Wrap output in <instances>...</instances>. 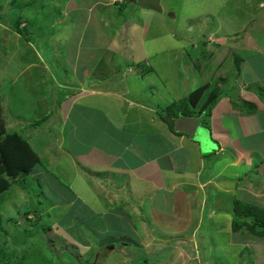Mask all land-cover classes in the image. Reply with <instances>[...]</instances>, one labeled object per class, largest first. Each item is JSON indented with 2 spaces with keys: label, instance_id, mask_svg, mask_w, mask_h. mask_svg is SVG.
I'll return each mask as SVG.
<instances>
[{
  "label": "rangeland",
  "instance_id": "obj_1",
  "mask_svg": "<svg viewBox=\"0 0 264 264\" xmlns=\"http://www.w3.org/2000/svg\"><path fill=\"white\" fill-rule=\"evenodd\" d=\"M97 1L99 0L95 1L96 4H93L92 8L90 0H0V110L4 116L5 126L9 131L17 130L23 135L30 132L34 134L35 139L43 138V134L48 138L44 143L47 147L38 150L41 163L35 167L33 174L22 179L26 189L20 191L16 185H12L6 192L0 194V217L2 218L0 264H144V256L139 252V247L151 251L157 245L162 246L164 242L160 238L162 236L169 240L166 241L168 244L173 239H176L177 243H182L183 240L189 243L190 247L186 248L184 254L178 258L181 260L177 264H199L200 260H202V264H264V241L262 238L251 237L249 232L244 230L235 232L231 229L232 223H229V227L226 228V220L222 218L219 221L223 211H230L231 207V212H233L235 204H231V199L234 197L231 199L228 196L219 197L217 191L208 189L202 198V201L204 199L205 202L207 201L203 213L206 215V219L202 226L198 222L202 214L198 213L194 218L191 213L192 220L189 222L187 232L183 233L182 237L164 233L159 236L161 229L154 224L155 222L153 223L149 216L148 206L144 203H140L139 206V202L134 203L133 206L132 203V200L136 201L135 199L139 196L142 197L140 194L149 186L148 182H142L148 181L142 177L143 175L141 176L143 180L138 183L137 180H134L135 176L127 171H125L126 175L119 174L111 172L110 169L107 170L105 166L103 168L95 165L97 163L95 157H99V165L102 158L99 155L91 154L87 157L88 159L79 163L77 168L79 179L71 185L73 182V171L71 170L74 168L70 167V154L67 147V145L69 147L72 145L71 134L74 132V128L70 131L69 127L70 123H73L77 129L75 134L83 142L77 147L75 144L80 157L85 158L90 142L102 147V150L110 149L114 152H119L123 145H129L133 155L128 157L129 154L131 155V151L125 150L127 151L125 157L127 165L131 168L141 164L134 156H140L143 153L140 159L142 160L145 157V152L133 151L137 144L135 134L152 133V127L148 122L151 117H156L157 121H163L155 112V106L166 107L170 104L169 89H165L162 85L163 80H171L170 78L177 83L179 80L181 81L179 82L182 83L186 95L199 87L204 88L198 105L193 108L194 111H202L206 99L215 92L216 101L208 112L216 113L219 109L228 110L232 106L238 105L242 112L247 113L249 110L247 104L250 102L246 101L248 99L245 98V95L253 91L261 95V92L264 91V65L261 68L257 67L264 63V50L259 48L260 45H264V9L260 8L259 1L147 0L152 3L151 8L155 9L151 12L152 18L149 20L151 24L145 32L140 30L135 36H133L135 31L131 34L126 32V36L136 42L133 48L135 51L130 50L127 44L122 48L118 47L119 40L123 36H117L116 29L120 26L117 17L112 18L107 14L111 20H115V24L112 25L115 30L106 23V15L103 11L109 6L113 8L115 2L120 0H102L108 1L103 3ZM261 1L264 2V0ZM157 2H159L158 5ZM94 9L95 12H93ZM91 10L93 13H89ZM146 16H144V20H148ZM154 16H157V19H154ZM161 16L164 17V20L160 19ZM87 18L88 21H86ZM203 20H207V22L202 25ZM210 24L217 32L215 33L216 37L212 36L213 39H223L225 37L219 33H227L231 35V38L236 39L237 43L240 42L237 44L239 47L248 50L253 46L251 49L257 50L256 53L236 49L229 54L230 56H224L220 63L221 57L219 59V56L223 53L224 44L215 45L211 50L199 43L201 40L199 38H202V35L204 38L207 37L205 34L201 33L200 37H197V32H202L200 29H203V32L209 27L212 29ZM77 27L83 31L80 38L73 37ZM235 31L239 33H234ZM146 32L148 34L144 36ZM172 33L176 34L174 38L171 36ZM84 34L85 37L82 38ZM247 37L251 38L248 46L244 45L247 43L243 44ZM138 40L139 42H137ZM193 44L200 45V50L193 47ZM118 48L119 52L116 51ZM123 50H126L127 53L123 54ZM145 50H150L154 57L151 59L152 62L149 59L141 62L155 63V69L159 72L158 80H155V77H150L149 74L145 77L144 74L148 72H144L145 69L141 67V62L134 59L137 55L143 56ZM249 53H252L251 56ZM236 57L241 58L239 66ZM92 61L95 63V67L90 72L92 74L97 72L96 77L99 80H102L100 75H104L102 77L104 82H97L96 88L105 91L107 87H110L111 92L104 95L88 96L84 102H79L70 111L69 116H66L68 110L62 108V106H66L62 98L69 92V83H66L68 74L74 72V69L78 72L81 71ZM216 61L218 67L215 64ZM78 62L81 63V67L78 66ZM211 62L214 63L211 64ZM91 67L93 66L91 65ZM130 72L137 73L138 76L135 78L137 81L150 84L147 86L150 89L147 91V89L137 88L136 93L133 91L131 93L127 91L128 89L125 90L124 86L129 87L130 82L125 80L126 78L123 80L121 78ZM165 74L166 78H164ZM105 76H108L110 81L106 80ZM175 88L176 85H173L172 89ZM231 88H234L235 91H232ZM116 90L119 93L123 92L120 95L125 100L119 99L115 95L117 94ZM145 95L149 97L152 95L153 98L149 101V97L145 98ZM99 107L107 110L111 118L136 122L134 126L125 128L126 132H117L123 138L119 144L111 140L115 135L110 131L105 132L106 127L102 124L101 117L97 113H91V108H93L92 111H96L100 110ZM143 107L153 109V112L150 113L151 110H146ZM253 107H255V111L250 116L245 115L241 118L222 116L225 128L231 132L232 139L237 145L248 139L264 141V131L260 130H256L254 136L245 134L247 137L242 136V139L241 137L239 139L237 135L236 125L240 123L246 125L253 120L256 122L257 129H260L261 126L264 128V121L259 114L264 111L263 96L262 102L254 101ZM80 111L89 115L91 125L83 124L90 119L82 118ZM50 113L52 115L43 120V117ZM60 115L61 118L67 117L63 119L66 124H60L61 121L58 120ZM202 118L206 120H204V124L211 127L212 117L204 113ZM33 123L39 124L35 127L36 129L28 126ZM25 125L26 128H24ZM212 130L215 138L225 134L219 130V135L216 136L213 127ZM91 136L93 137L91 138ZM83 137L88 141H85ZM145 138L143 136L142 140ZM30 142L33 143V139ZM55 144H60L61 147L54 148ZM35 148L37 149L36 141ZM209 155L211 158H216L214 150L204 153V156L209 157ZM58 163L62 168L61 174L57 173L59 170L53 169V165ZM260 169H264V162L260 165ZM103 174L105 175L102 176ZM228 175L234 176L233 173L228 174L227 172L222 174V178L228 179L226 178ZM54 177L61 178V180H56ZM106 177L114 178V181L111 180L109 184H106L108 190L103 189L105 183L102 181ZM115 184L120 188L111 192L112 189H115ZM132 186L135 188L134 192L127 191V187ZM217 188L224 193L227 192L225 188L222 189L223 187L218 186ZM103 193L108 196L105 195L103 198ZM133 194L136 197H131ZM77 195L80 200L76 198ZM113 195L118 198L117 202H124L125 209L123 208V210H126L125 215L117 220L101 211L107 202H111L106 206L108 210L122 205L113 204L112 198H109ZM155 198H159V195ZM197 198L200 199V196ZM235 198L247 204L264 208V195L254 196L243 192L241 196ZM84 199L87 204L81 203V200ZM198 199L196 203L202 206L203 203ZM58 203L62 204L56 207ZM190 203L192 206H196L195 201ZM184 209L180 207L174 212L175 214L173 213V216H181ZM28 212L31 214L27 215L28 220H25ZM36 215L42 217L41 222H35ZM211 217L214 218L213 221ZM231 217H233L232 214ZM108 218L109 221H107ZM163 219L166 220V217ZM132 222L136 224L135 229H133ZM218 224L222 228L217 230ZM51 225L50 230L48 227ZM106 226L108 228H105ZM119 226L126 228L124 232L127 233V238L119 240L122 236L119 237L121 232L114 229ZM133 232L142 235L141 242L140 240L136 242V239L131 238ZM114 234H117V237L109 238ZM152 239L159 244L154 243L155 241L152 242ZM204 239L211 242L206 251L203 248L201 250ZM216 240L222 244L228 242L231 244L220 246L215 244ZM110 246H115V249H109ZM246 247L249 249L244 252L243 257L231 256L235 250L237 254ZM121 248L134 249L130 250L133 252H122ZM199 256V260L196 259ZM146 264H151V262L148 261ZM160 264L176 263L174 260H170L166 263L162 261Z\"/></svg>",
  "mask_w": 264,
  "mask_h": 264
},
{
  "label": "crops",
  "instance_id": "obj_2",
  "mask_svg": "<svg viewBox=\"0 0 264 264\" xmlns=\"http://www.w3.org/2000/svg\"><path fill=\"white\" fill-rule=\"evenodd\" d=\"M95 1L96 0H90V4H91L90 6L92 8H93V4L94 5L96 4ZM110 1H112V0H110ZM258 1H259L260 8L264 9V2L261 0H258ZM97 2L103 3V2H108V1L99 0ZM122 2H123V5H122ZM117 3H119V4H117ZM129 4H131V5H129ZM156 4L158 5L159 2H157ZM151 6H153L152 3L147 2V0H120L119 2L118 1L115 2V6L113 8H111L109 6L106 10L103 11L106 15L105 16L106 17V23L109 27H112V29H114L112 25L115 24V20H111L110 16L112 18L113 17L118 18V24H120V26H118L116 29L117 30V36L118 37L123 36V38L119 40L120 41L118 44L119 48L120 47L122 48L123 45L127 44L128 47L130 48V50L132 49V51H135L133 48H134V45H136V42H133L132 40H130L126 36V34H127L126 32H129L131 34V33H133V31H135L133 36H135L140 30L145 32L147 27H149V25L151 24L149 22L150 18H152L151 12L153 10H155L154 8H151ZM101 9L103 10V8H101ZM93 12H95V9L93 10ZM93 12H92V10L89 11V13H93ZM99 12H101V11H99ZM89 13H88V16H89ZM107 14L110 16L108 17ZM91 15L93 16V14H91ZM136 15H138L137 18H136ZM145 15H147L146 19H148V20H144ZM92 16H91V18H93ZM153 18L157 19V16H154ZM160 19L164 20V17L161 16ZM86 21H88V18L86 19ZM92 22H94V21H92ZM206 22H207V20H203L202 25L205 24ZM87 24H88V22L86 23V25ZM210 25L212 27V29L210 31L211 35H206L207 37H205V38L202 35V38H199V39H201L199 41V43L203 42L205 48H209L211 50L214 49L215 45L224 44L225 48L223 50V53L219 56V59L221 57L220 63L222 62V58L224 56L231 54V52L236 50V49L237 50L239 49L241 51H248L249 50V52L252 51V53H254V54L256 53L257 50H252L253 46L251 47L252 49L248 47L249 48L248 50L243 49V47L241 48V46L239 47L237 44H240V42L237 43L236 39L231 38V35H229L227 33H219V35L222 34L223 37H225L223 39L222 38L213 39L212 36L216 37L215 33H217V32L213 30L214 26L212 24H210ZM200 30H202V32L198 31L197 37H200L199 35L201 33L204 34L203 29H200ZM236 32H238V31H235L234 33H236ZM81 33H83V31L82 30L80 31L79 27H77L75 32L73 33V37L78 38ZM97 33H96V35H97ZM142 34H144V33H142ZM147 34H148V32H146L144 36H147ZM82 36H83L82 38H84L85 34ZM171 36L174 38L176 36V34L172 33ZM249 41H251V38L247 37L244 39L243 44L247 43L244 45L248 46ZM137 42H139V40ZM108 46L110 47V44ZM119 48L116 51L119 52ZM259 48L264 50V45H260ZM86 50H88V49H86ZM124 53H127V51L123 50V54ZM154 53H155V51H154ZM252 53H249L250 56ZM153 57H154L153 53L150 52V50H145L143 56L137 55V57L135 56L134 59H136L137 61L139 60L140 62L144 61L145 59H149L151 61V59ZM247 58H249V55H247ZM236 59H237V57H236ZM246 59L244 60V63L246 62ZM151 62H148L149 64H146V65L150 66L149 67L150 72L145 73L144 76L147 77L149 74V75H151L150 77H153V78L155 77V80H158L159 72L155 69L156 68L155 63L151 64ZM212 63H214V62H211V64ZM215 64H216V67H218L217 61L215 62ZM79 65L81 67V63H79L78 66ZM91 65L93 67H91ZM263 65H264V63H262L259 66L257 65V67L261 68ZM94 67H95V63L93 61L91 64H87V66L83 67V69L79 72L74 69V66H72V68L74 69V72H70L68 74V81H66V83L67 82L69 83V90H68L69 92L66 93L67 96L62 98L64 104H66V106H62V108H66V110H68L67 111L68 113H66V116H69L70 111L73 108H75V106L79 102H84V100L88 96L99 95V94L104 95V94H108L109 92H111L110 87H107V89L105 91H100L96 88L97 82H99V83L104 82V79L102 78L104 75H100L102 80H99L98 77H96L98 75L96 71H95L96 73H93V74L90 72V70L92 71L94 69ZM216 67H215V71L217 70ZM157 72H158V76H157ZM137 76H138L137 73H133V72H130L127 75L125 74L124 76H122L121 80H123V78H126L125 80L130 82L129 87L127 85L124 86L125 90L128 89L127 91H130V92L133 91L136 93L137 88L138 89L141 88L142 90L147 89V91H148L150 88L147 86L148 85L150 86V84L147 85L144 82L137 81V79H135ZM245 77H247V76L245 75ZM105 78H107L106 80H109L108 76L107 77L105 76ZM164 78H166V74H165ZM170 79L171 80H168V79L163 80V82H162L163 87L165 89H169L168 90V93L170 94L168 96L169 103H171L172 101L179 100L183 96L186 95L185 91H183L182 83H180L181 81L179 80L180 82L178 81V83H177L172 78H170ZM173 85H176L175 89H172ZM248 88H249V86L247 87V89ZM231 90L235 91L234 88H231ZM116 91H117V94H115V95L119 99L125 100V98L120 95L123 92L119 93L118 90H116ZM262 96L264 99V91L261 92V95L255 93V91L249 92L247 95H245V98H247L248 100H251V101L246 100L247 102H250L249 104H247V107L249 108L247 113L242 112V110L240 109V107L238 105H234V106H232V108H230L228 110H220L219 109L216 113H211L208 111L204 112L206 114H209L210 117H212L211 127H208L207 125L204 124L210 133L209 139H210V142L212 144L211 148H205L204 149L199 141L193 140L187 134L174 129L176 132L182 133V134H176L173 132V130L170 128V126L167 123H165L164 121H161V122L157 121L156 117L155 118L151 117V119H149L148 122H149L150 127H152L151 128L152 133L146 134V135L141 134V133L135 134L137 144L134 146L133 151L137 152V153L145 152V157H143V159L140 160L141 157L143 156V153L140 156L135 155L134 157L137 158L138 159L137 161L141 162V164H139L138 166H135V167H131V168H129L130 166L127 165V163L125 161L126 152H127L125 150L128 149L129 151H131L129 145H123L120 147L121 150H119V152H114L110 149H103L102 150V147H99L97 144L90 142L89 147H87V151L85 153V158L80 157L79 152L76 151V147L79 144H83V142H82V139L78 138V136L75 134V132H77V129L74 127L75 125L73 123H70L69 130L71 131V129L74 128L73 129L74 132L71 134L72 145H71V147H69V145H67V147L69 148V154H70L69 164L71 165L70 166L71 168H74L73 170H71V171H73V173H72L73 182L71 183V185L75 182V180L79 179V177L77 176V174H78L77 168H78L79 163L83 162V160L88 159L87 157H89L91 154L99 155L102 158L100 161L101 164L99 165V159H98L99 157L97 156V157H95V162H97L98 164L96 163L95 165L103 167V168L105 166V167H107L106 168L107 170L110 169L111 172H117L119 174L124 173L126 175L125 171H127V173H129L131 175L133 174L135 176L134 180H137L138 183H140L143 180L142 177H144L146 180H148V181H142V182H148L149 186L146 189H144L145 190L144 192H142L140 194V195H142V197L139 196L137 199H135L136 201L132 200L133 206H134V203H136V202H139V204H138L139 206L141 205L140 203H142V204L144 203L146 206H148L147 211L150 214L149 216L153 220V223L155 222L154 224L157 227H160V229H161L160 230L161 234H159V236H162V234L164 233V234H168L171 236H174V235L177 236L178 235V236L182 237L183 233L187 232L188 227H189L188 226L189 222H191V220H192L191 213H193L192 217H194V218H196V214L201 213L202 215L199 218L198 222L201 224V226L203 225V223L206 219V215H203V213L205 211L204 207H205V204H207V201L205 202V199H204V201H202L203 200L202 198H204L205 192H207L208 189H212L214 191H217L218 192L217 194L219 197H223V196L227 197L228 196L229 199L234 197L233 199H231L232 200L231 204H233V205H234V199H236L235 197L241 196V194H243V192H247L248 194L254 195V196L264 195V169L263 170L260 169V165L264 162V141L260 142V141H255V140L252 141V140L248 139V140L244 141L243 143L237 145L235 143V140L232 139L231 132H228V129H226L224 126V122H222V118H223L222 116H233V117H237V118H239V117L241 118L245 115L250 116L253 113V111H255V107H253L254 101L257 103L259 101L262 102ZM148 97L149 96L145 95V98H148ZM169 97H170V99H169ZM260 97H261V99H260ZM151 98H153L152 95H150L149 101H151L150 100ZM127 99H129V98H127ZM141 100H143V99H141ZM126 103H128V102H126ZM131 106H136V105H131ZM145 106H147V104H145ZM99 108H100V110L97 109L96 111H92L93 108H91V113H97V115L101 117L102 124L106 127L105 132L110 131L113 135H115L114 137L111 138V140L114 143L119 144L123 138L120 137V135L117 134V132H119V131L126 132L125 128L128 129L131 126H134L136 124V122H134L133 120L126 122L123 120L115 119V117L111 118L110 114L107 110H104L102 107H99ZM143 108H145V107H143ZM145 109L151 110L149 108H145ZM152 112H153V109L150 111V113H152ZM197 113L194 116H199V115H197ZM259 114L261 115V119L264 121V111L259 112ZM66 116H63V118H61V115L59 116L60 118L58 120L61 121V123H60L61 125L66 124L63 120V119H65ZM80 116L82 118H84L85 120L87 118L90 119L89 115H87L86 113H83L82 111H80ZM98 120H99V117H98ZM203 121H204V119H203ZM91 123L92 122L90 119V121H86L83 124L88 126V125H91ZM255 123L256 122L252 120V121L248 122V124H246V125L243 123L236 125L238 138L240 139V137H241V139H242V136H245V134H252L254 136L256 134V130L257 131L258 130L264 131V128L262 126L260 127V129L259 128L257 129V127L255 126ZM46 124H48V123H46ZM28 126H31V125H28ZM173 127H174V125H173ZM212 127L214 128V132L216 133L215 134L216 136L219 135V133H218L219 130H222L223 132H225V134H223L219 138H215L212 134V131H213ZM24 128H26V125L24 126ZM34 129H36V128H34ZM34 131H33V133H34ZM81 135L83 136V134H81ZM227 135H229V136H227ZM26 136H28L27 138L29 141L31 139H33V143H31V142L30 143L32 144V146L34 144V146H33L34 148H35V141H36L37 149L36 148L35 149L37 151L44 148V147H47L44 144L46 142L47 135L43 134V138L45 140L43 138H41V139L36 138L35 139L34 134H32L30 132L26 133ZM93 136H91V138ZM143 136L146 137L144 140H142ZM245 137H247V136H245ZM83 139L85 141H88L84 137H83ZM251 142H252V145H250ZM75 144H76V147H75ZM48 146L50 147V145H48ZM56 147L58 148L61 146H60V144L59 145L55 144L54 148H56ZM142 148H143V151H142ZM209 150H211V151L214 150V154H215L216 158H211L210 155H209V157L204 156V153H208ZM132 155H133V152L131 151V155L129 154L128 157H131ZM110 159H111V161H109ZM82 165H84V164H82ZM53 169L59 170V172H57V173L61 174L62 168H61V165L59 163L54 164ZM231 170H234V171H231ZM227 172H228V174H231V173L234 174V176H232V177H230V175H228L226 177L230 180L222 178V174L227 173ZM104 175L105 174H103L102 176H104ZM244 176H245V178H244L245 180L243 179ZM54 178L56 180H59V181L61 180V178H57V177H54ZM113 179L114 178H110V177H106V179L104 178V180L102 181L105 183V185H104L105 188H103L104 190H108V186H106V184H109L111 180L114 181ZM247 179H248V181H247ZM14 185H16V187H18L20 189V191H23L26 189V186L24 185V183L14 184ZM114 186H115L114 187L115 189H112V187H111V189H112L111 192H114V190H118L120 188V187H117L116 184ZM218 186L223 187L222 189L225 188L227 192L224 193L223 191H220L217 188ZM134 189L135 188L133 186L129 187V188L127 187V191L134 192ZM105 195H106V193L105 194L103 193L102 197L104 198ZM127 195H130V194H127ZM158 195H159V198H155ZM106 196H108V195H106ZM198 196H200V199L197 198ZM131 197L134 198L136 196H134V194H133V195H131ZM76 198H78V200H80V197L78 195L76 196ZM109 198H112L113 204H118V205L122 204V205L118 206L114 209L111 208L108 210V207H106V206L110 205L111 202H107V205L105 204L104 205L105 207L103 209H101V211L103 212V214H107V216H112V217H114V219L117 220V219L121 218L123 215H125L126 210H123V208L125 209V204H124V202L123 203L117 202L116 199H118V198H116V196H114V195L109 197ZM197 199H198V201L200 200V202L203 203L202 206H201V204L196 203ZM193 201H195L196 206L191 205L190 202H193ZM81 203L87 204L85 199L81 200ZM59 204H62V203L56 204V207ZM64 204H66V203H64ZM218 205L220 206L221 204H218ZM53 207H55V205H53ZM180 207H182V209L185 208L183 210L184 212L182 211V215L181 216L177 215L178 217L173 216V213L177 209H179ZM225 213H228V215H225ZM221 214H222L221 216H223V217H221L219 214V216H220L219 221H221L222 218L225 219L227 222L226 228L229 227V223L230 224L232 223V218H233V217H231V214H232L231 207H230V211H228V210L226 212L223 211ZM165 217H166V220L163 219ZM130 219H131V217H130ZM211 220L213 221L214 218L211 217ZM107 221H109V218ZM116 222L118 223V221H116ZM18 223H20V222H18ZM132 224H134V223L132 222ZM133 226H134L133 229H135L136 224H134ZM105 228H108V226H106ZM221 228L222 227L220 224H218L216 227L217 230L221 229ZM114 229L117 231L119 230V232H121L119 234V237H120V235H122V236L120 237L119 240L127 238V233L124 232V230H126V228H124L123 226H121V227L119 226V227H115ZM231 229H232V227H231ZM107 230H109V229H107ZM195 230H197V229H195ZM114 237H117V234H114L113 236L111 235V237L109 236V238H114ZM141 237H142V235L140 233L137 234L136 232H133V236L131 238L136 239V242H138ZM162 237H160L162 239V242L164 241L162 246L157 245V246H155L156 248H152L154 250H152V249H151V251L144 250L138 246L139 252L142 254V256H144V258H143L144 264H146L148 261H150L151 264H160L162 261H164L166 263V261H170V260H172V261L174 260V262L177 264V262L179 260H181L178 258L184 254L186 248L188 249L190 247L189 243L185 242L184 240L182 243H180V242L177 243L176 239L174 240L172 238L174 241L170 240V242L168 244V242H166V241H169V240H166L164 238V236H162ZM205 239H204V245L201 247V250L203 248L206 251L208 244H210L211 242L209 243V242L205 241ZM262 241H264V239ZM140 242H141V240H140ZM152 242L158 243L156 240H153V239H152ZM173 242H175V243H173ZM215 244H217V245L219 244L220 246H222L225 244H231V242L222 244V243H220L219 240L218 241L216 240ZM135 245H138V244L135 243ZM247 247L244 249L242 248L243 250L237 254H236L237 251L235 250L234 251L235 254H233L234 252H232L231 256L238 255V257H240V258L243 257L245 255L244 252L247 251V249H249ZM109 249H115V246H110ZM133 249L134 248H130V250H133ZM121 250H122V252L130 251V250L122 249V248H121ZM130 252H133V251H130ZM193 254H195V252H193ZM199 254H201V253H199ZM201 255H203V254H201ZM199 258H200V256L197 257L196 259L199 260ZM191 261H194V260H191ZM201 261L202 260H200V263L198 261V263L202 264Z\"/></svg>",
  "mask_w": 264,
  "mask_h": 264
},
{
  "label": "trees",
  "instance_id": "obj_3",
  "mask_svg": "<svg viewBox=\"0 0 264 264\" xmlns=\"http://www.w3.org/2000/svg\"><path fill=\"white\" fill-rule=\"evenodd\" d=\"M201 44L204 46L203 42H201ZM192 46L196 47L198 50L201 48L200 45L196 46V44ZM240 59V57H237L238 66L241 61ZM140 64L141 67L145 69L144 72H150V66L146 65L145 62H141ZM203 91L204 88L199 87L188 95L183 96L181 99L172 101L166 107L161 105L155 106V112L160 119L170 126L174 133L182 134L174 130V119L180 115H196L197 111H194L193 108L198 105ZM215 91L217 90L215 89ZM218 92L221 93L220 91ZM214 97L215 92L206 99L203 107L204 109L202 111L200 110L197 115H203L205 111H209L211 105L216 101ZM1 112L0 110V194L7 191L14 184H22V179L34 173L35 167L41 163V157L28 140V136L23 135L17 130L9 131L5 126L4 116ZM49 115H52V113L44 116L43 120H46ZM204 123L203 121V124ZM37 125L39 124L33 123L31 126L35 128ZM234 204L232 212V230L235 232L244 230L245 232H249L251 236L264 239V208L247 204L239 199H234ZM29 214L30 212H28L26 216H29ZM28 216L25 220H28ZM36 218L37 220L35 222H41L42 217L36 215ZM1 224L2 218L0 217V229L2 228ZM51 227L52 225L48 228L51 230Z\"/></svg>",
  "mask_w": 264,
  "mask_h": 264
},
{
  "label": "water",
  "instance_id": "obj_4",
  "mask_svg": "<svg viewBox=\"0 0 264 264\" xmlns=\"http://www.w3.org/2000/svg\"><path fill=\"white\" fill-rule=\"evenodd\" d=\"M210 33V27L205 31V35ZM176 130L184 132L193 140L199 141L204 148H211L210 133L206 126L203 125L201 117L183 116L174 119Z\"/></svg>",
  "mask_w": 264,
  "mask_h": 264
},
{
  "label": "clouds",
  "instance_id": "obj_5",
  "mask_svg": "<svg viewBox=\"0 0 264 264\" xmlns=\"http://www.w3.org/2000/svg\"><path fill=\"white\" fill-rule=\"evenodd\" d=\"M210 31H211V29H210ZM204 34H205V32H204ZM194 117H201V118H202V115L194 116ZM202 120H203V118H202ZM202 122H203V121H202Z\"/></svg>",
  "mask_w": 264,
  "mask_h": 264
}]
</instances>
